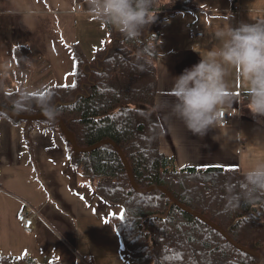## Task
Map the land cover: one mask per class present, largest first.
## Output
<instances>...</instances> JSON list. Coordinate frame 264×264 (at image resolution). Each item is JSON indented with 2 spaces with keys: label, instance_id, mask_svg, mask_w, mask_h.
Returning a JSON list of instances; mask_svg holds the SVG:
<instances>
[{
  "label": "crops",
  "instance_id": "0c3cea01",
  "mask_svg": "<svg viewBox=\"0 0 264 264\" xmlns=\"http://www.w3.org/2000/svg\"><path fill=\"white\" fill-rule=\"evenodd\" d=\"M193 2L195 10L173 13L163 22L157 47L156 108L163 127L160 151L173 157L179 168H236L245 175L255 168L250 161V137L254 132L264 133V121L240 107L246 83L239 70H230L226 77L232 102L221 107L235 113L227 127L217 122L205 135H193L171 113L169 102L175 99L173 78L217 47L216 31L264 21V0ZM196 22L204 31L203 38L187 35V26ZM106 42L105 29L91 15L88 0H0V78L7 91L23 83L37 94L49 85L70 86L75 69L71 45L78 44L91 61ZM17 46L30 50V80L29 71L16 66L13 48ZM30 142L29 149L22 125L0 119V242L4 246L0 257L55 258L60 264H127V253L111 222L121 216V209L101 199L79 177L69 164L65 141L45 123L33 124ZM25 206L36 214L32 233L18 221Z\"/></svg>",
  "mask_w": 264,
  "mask_h": 264
},
{
  "label": "trees",
  "instance_id": "16d2710c",
  "mask_svg": "<svg viewBox=\"0 0 264 264\" xmlns=\"http://www.w3.org/2000/svg\"><path fill=\"white\" fill-rule=\"evenodd\" d=\"M195 9L193 0H154L156 20L134 40L101 23L107 42L91 61L78 44L70 47L75 87L49 85L37 94L29 92L23 83L15 91H7L0 78L1 108L21 116H58L79 149L106 142L98 148L76 153L54 119L24 121L1 112L0 119L23 126L29 149L30 131L36 123H45L63 138L70 166L101 199L121 209V216L111 222L132 264H262L159 189L136 192L117 151L123 154L139 189L166 190L179 205L201 215L230 240L264 259V192L256 193L249 202L243 197L245 175L238 169L179 168L173 157L160 151L163 127L156 108L157 47L163 22L173 13ZM13 57L18 70L29 71L30 80L29 48H13ZM247 103L243 92L241 108ZM233 196L238 199L228 207ZM0 264L60 263L55 258L40 261L29 256H2Z\"/></svg>",
  "mask_w": 264,
  "mask_h": 264
},
{
  "label": "clouds",
  "instance_id": "9594fccd",
  "mask_svg": "<svg viewBox=\"0 0 264 264\" xmlns=\"http://www.w3.org/2000/svg\"><path fill=\"white\" fill-rule=\"evenodd\" d=\"M94 18L116 28L127 39L134 40L142 30L155 22L154 0H88ZM216 48L181 74L173 78L171 113L196 136H203L216 126L219 109L232 102V91L226 77L230 70H239L246 83L247 107L264 116V21L229 25L215 32ZM243 197L249 202L264 192V165L245 174ZM238 199L233 196L228 207Z\"/></svg>",
  "mask_w": 264,
  "mask_h": 264
},
{
  "label": "water",
  "instance_id": "95a60500",
  "mask_svg": "<svg viewBox=\"0 0 264 264\" xmlns=\"http://www.w3.org/2000/svg\"><path fill=\"white\" fill-rule=\"evenodd\" d=\"M0 112L9 116L10 118H15V119H19V120H24V121H37V120H43V119H54L58 122V125L60 127V130L62 132V134L64 135L65 137V141L67 143H69L73 150L76 152V153H85V152H89V151H92L96 148H98L99 146L105 144L106 142H101L99 144H96L92 147H89V148H85V149H79L76 145V142H75V139H74V136L71 132H69L66 127L64 126L62 120L58 117V116H55V115H52V114H39V115H35V116H21V115H18V114H15L9 110H6L4 108H1L0 107ZM118 153L120 154L122 160H123V163L126 167V170H127V173H128V176H129V179H130V182H131V185L132 187L134 188V190L138 193H147L151 190H154V189H159L160 191H162L164 194H166L172 202H174L175 204H177L179 207L183 208L185 211L189 212L190 214L194 215L195 217L199 218L200 220L204 221L205 223H207L208 225H210L211 227L215 228L216 230H218L221 234H223V236L234 246L236 247L237 249L241 250L242 252L246 253V254H249L251 256H254L256 258H258L259 260H261L262 264H264V259L259 256L257 253H255L254 251H251V250H248L244 247H241L239 246L238 244H236L235 242H233L232 240L229 239V237H227V235L222 231L220 230L219 228H217L216 226H214L213 224H211L209 221H207L205 218H203L201 215L191 211V210H187L186 208H184L183 206L179 205L175 200L174 198L164 189L162 188H149V189H139L136 185H135V182H134V179H133V176H132V173H131V170L123 156V154L120 152V150H118Z\"/></svg>",
  "mask_w": 264,
  "mask_h": 264
},
{
  "label": "built area",
  "instance_id": "2783aa9c",
  "mask_svg": "<svg viewBox=\"0 0 264 264\" xmlns=\"http://www.w3.org/2000/svg\"><path fill=\"white\" fill-rule=\"evenodd\" d=\"M80 6H77V10H80ZM187 34L189 37L194 39H200L204 37V31L200 28L199 24L193 23L187 26ZM234 112L224 107H220L219 109V118L217 122L221 125V127H227L233 118ZM35 212L28 206H25L24 210L19 214L18 221L22 225L23 229L27 233H32L34 229V218Z\"/></svg>",
  "mask_w": 264,
  "mask_h": 264
},
{
  "label": "rangeland",
  "instance_id": "374dc122",
  "mask_svg": "<svg viewBox=\"0 0 264 264\" xmlns=\"http://www.w3.org/2000/svg\"><path fill=\"white\" fill-rule=\"evenodd\" d=\"M241 109H243L242 111L244 113H246V111L249 110L247 106H244ZM258 119L260 121H264L263 116H259ZM263 128H264V126H263ZM250 141L252 142V154H250V161L254 164L255 167H257L258 165H264V133H263V131L254 132L253 135L250 137ZM246 155L247 154H243L244 159H246ZM0 247H4L1 244V242H0ZM125 252H126V250H125ZM124 259H125V262L127 264H132V262L128 256V253H127V258L124 257Z\"/></svg>",
  "mask_w": 264,
  "mask_h": 264
},
{
  "label": "snow or ice",
  "instance_id": "6c2138e0",
  "mask_svg": "<svg viewBox=\"0 0 264 264\" xmlns=\"http://www.w3.org/2000/svg\"><path fill=\"white\" fill-rule=\"evenodd\" d=\"M73 87H75V84L72 85ZM122 218V217H121Z\"/></svg>",
  "mask_w": 264,
  "mask_h": 264
}]
</instances>
